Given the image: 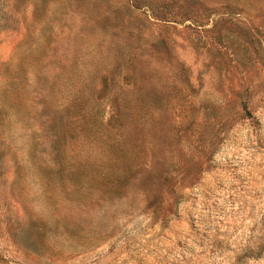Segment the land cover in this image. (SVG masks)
Instances as JSON below:
<instances>
[{"label": "rangeland", "instance_id": "rangeland-1", "mask_svg": "<svg viewBox=\"0 0 264 264\" xmlns=\"http://www.w3.org/2000/svg\"><path fill=\"white\" fill-rule=\"evenodd\" d=\"M0 264H264V0H0Z\"/></svg>", "mask_w": 264, "mask_h": 264}]
</instances>
